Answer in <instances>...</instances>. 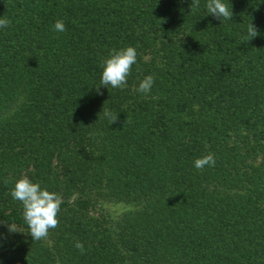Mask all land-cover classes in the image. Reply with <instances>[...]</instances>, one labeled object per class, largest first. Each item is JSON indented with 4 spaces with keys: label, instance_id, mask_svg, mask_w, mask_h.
I'll use <instances>...</instances> for the list:
<instances>
[{
    "label": "trees",
    "instance_id": "16d2710c",
    "mask_svg": "<svg viewBox=\"0 0 264 264\" xmlns=\"http://www.w3.org/2000/svg\"><path fill=\"white\" fill-rule=\"evenodd\" d=\"M224 2L231 19L206 0H0V264H264V0ZM127 46V87L98 92ZM22 176L63 200L45 240L11 196Z\"/></svg>",
    "mask_w": 264,
    "mask_h": 264
},
{
    "label": "clouds",
    "instance_id": "9594fccd",
    "mask_svg": "<svg viewBox=\"0 0 264 264\" xmlns=\"http://www.w3.org/2000/svg\"><path fill=\"white\" fill-rule=\"evenodd\" d=\"M199 7L200 0H191V9H198ZM205 7L207 13L212 14L217 19H231L233 17L232 9H229L224 0H206ZM9 24L10 21L7 18L0 17V28H6ZM53 29L57 32L66 31L64 21L57 19ZM259 34L257 27L253 23H249L247 35L242 42H249ZM137 55L138 53L133 46L112 49L109 55L101 61L102 73L100 84L96 87L97 91L99 92L100 85L120 89L127 87V77L131 73L132 66L137 63ZM153 84L154 77L147 75L139 82L135 91L147 94L151 91ZM104 115L110 124L118 120V115L113 114L110 110H105ZM215 163L214 154L208 152L195 159L194 167L197 170H203L206 166L214 167ZM11 196L22 203L23 219L32 240H45L48 238L49 230L58 227L57 214L63 200L57 193L42 188L38 182H33L27 176H22L11 189ZM8 231L17 232L19 230L15 224L8 223ZM75 247L81 253L85 251L84 245L79 241L75 243Z\"/></svg>",
    "mask_w": 264,
    "mask_h": 264
}]
</instances>
